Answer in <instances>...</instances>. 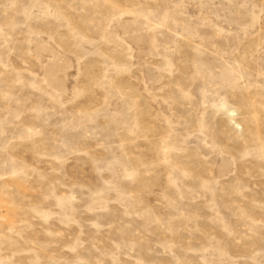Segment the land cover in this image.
Listing matches in <instances>:
<instances>
[{"label": "rangeland", "instance_id": "1", "mask_svg": "<svg viewBox=\"0 0 264 264\" xmlns=\"http://www.w3.org/2000/svg\"><path fill=\"white\" fill-rule=\"evenodd\" d=\"M0 264H264V0H0Z\"/></svg>", "mask_w": 264, "mask_h": 264}]
</instances>
